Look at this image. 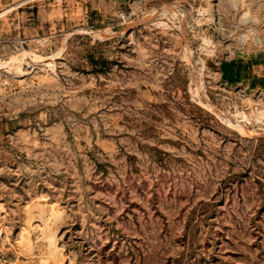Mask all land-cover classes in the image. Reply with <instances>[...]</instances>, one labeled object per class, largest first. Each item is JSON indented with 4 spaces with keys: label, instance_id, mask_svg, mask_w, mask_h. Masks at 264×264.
<instances>
[{
    "label": "rangeland",
    "instance_id": "rangeland-1",
    "mask_svg": "<svg viewBox=\"0 0 264 264\" xmlns=\"http://www.w3.org/2000/svg\"><path fill=\"white\" fill-rule=\"evenodd\" d=\"M0 264H264V0H0Z\"/></svg>",
    "mask_w": 264,
    "mask_h": 264
}]
</instances>
